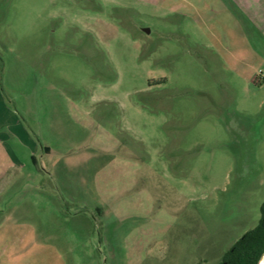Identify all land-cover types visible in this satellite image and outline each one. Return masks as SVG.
<instances>
[{"label":"rangeland","instance_id":"1","mask_svg":"<svg viewBox=\"0 0 264 264\" xmlns=\"http://www.w3.org/2000/svg\"><path fill=\"white\" fill-rule=\"evenodd\" d=\"M191 1L0 0V264H221L258 224L264 19Z\"/></svg>","mask_w":264,"mask_h":264},{"label":"crops","instance_id":"2","mask_svg":"<svg viewBox=\"0 0 264 264\" xmlns=\"http://www.w3.org/2000/svg\"><path fill=\"white\" fill-rule=\"evenodd\" d=\"M179 1L180 2H177L179 6L182 5V8L195 11L198 14L197 16L200 24L202 21L201 19L203 17V13L209 8L207 3L197 6L191 0ZM223 2L226 3V5L230 8V12H234L235 14H237V16H239V11L243 17L249 19L251 18L252 21L255 16L264 19V0H223ZM256 2L258 3V9L260 8L261 12L257 13ZM171 9L172 11L178 10L177 7L173 5H171ZM251 20L250 22H252ZM4 66L6 67H4V71L1 76L2 84L4 85L6 90L11 93L12 96H14L19 106L21 107L20 103H24L23 98L26 95V90H14L11 88L9 83L11 77L7 73L8 67L6 64ZM27 71H30V69H28ZM15 118L16 117L14 113L9 111V109L5 107L0 97V200L3 199V196L5 194H8L10 192L15 182V176L10 172L11 168L14 167L12 155L10 154V148L15 144V142H18V144H25V142H29V133L21 128L20 123ZM21 176L22 175L19 174L18 177ZM2 221L1 223L4 222ZM4 233L6 235L4 236V238H6L7 240H9L10 238L11 241L14 240V236L12 234H10L9 236V231H6Z\"/></svg>","mask_w":264,"mask_h":264},{"label":"trees","instance_id":"3","mask_svg":"<svg viewBox=\"0 0 264 264\" xmlns=\"http://www.w3.org/2000/svg\"><path fill=\"white\" fill-rule=\"evenodd\" d=\"M264 256V201L258 224L225 253L221 264H259ZM264 264V261L261 263Z\"/></svg>","mask_w":264,"mask_h":264},{"label":"built area","instance_id":"4","mask_svg":"<svg viewBox=\"0 0 264 264\" xmlns=\"http://www.w3.org/2000/svg\"><path fill=\"white\" fill-rule=\"evenodd\" d=\"M260 79H264V72H259Z\"/></svg>","mask_w":264,"mask_h":264},{"label":"bare ground","instance_id":"5","mask_svg":"<svg viewBox=\"0 0 264 264\" xmlns=\"http://www.w3.org/2000/svg\"><path fill=\"white\" fill-rule=\"evenodd\" d=\"M263 261H264V259H262L259 264H261Z\"/></svg>","mask_w":264,"mask_h":264},{"label":"water","instance_id":"6","mask_svg":"<svg viewBox=\"0 0 264 264\" xmlns=\"http://www.w3.org/2000/svg\"><path fill=\"white\" fill-rule=\"evenodd\" d=\"M262 259H264V256H263V258Z\"/></svg>","mask_w":264,"mask_h":264}]
</instances>
